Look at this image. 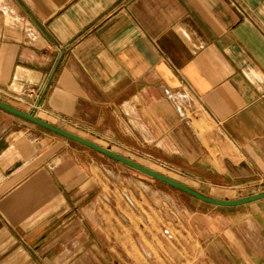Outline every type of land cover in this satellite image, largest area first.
<instances>
[{"label":"crops","instance_id":"0c3cea01","mask_svg":"<svg viewBox=\"0 0 264 264\" xmlns=\"http://www.w3.org/2000/svg\"><path fill=\"white\" fill-rule=\"evenodd\" d=\"M0 100L208 196L264 192V0H0ZM112 159L0 107V264H148L112 233ZM208 204L191 264H264V198Z\"/></svg>","mask_w":264,"mask_h":264},{"label":"rangeland","instance_id":"374dc122","mask_svg":"<svg viewBox=\"0 0 264 264\" xmlns=\"http://www.w3.org/2000/svg\"><path fill=\"white\" fill-rule=\"evenodd\" d=\"M197 124L202 135L206 129H214L210 121ZM101 160L104 162V158ZM143 163L168 176L176 177L170 165L147 161ZM108 164L112 166V233L132 236L129 239L132 241L131 251L137 256L139 263L143 258V262L155 264L156 258H153V254L157 257L158 251L177 250L184 258L182 261L191 264L188 260L189 252L201 251L203 244H195L185 235L193 231L192 235L196 237L197 225H204V214L214 211L215 207L164 182L156 179L149 182L147 180H153L150 176L116 163L113 159ZM254 189H264V182L245 191ZM128 220L132 225L128 224ZM173 236L178 244L172 239ZM123 245L125 246V243Z\"/></svg>","mask_w":264,"mask_h":264},{"label":"water","instance_id":"95a60500","mask_svg":"<svg viewBox=\"0 0 264 264\" xmlns=\"http://www.w3.org/2000/svg\"><path fill=\"white\" fill-rule=\"evenodd\" d=\"M0 107L6 109L7 111L13 113V114H16L22 118H25L31 122H34L40 126H43L53 132H56L68 139H71V140H74L76 142H79L87 147H90L104 155H107L135 170H138L139 172L145 174V175H148L152 178H155L159 181H162L164 183H167L175 188H178L180 189L181 191L183 192H186L204 202H208V203H211V204H215V205H220V206H238V205H242V204H245V203H249V202H252V201H255L257 199H260V198H264V192H261V193H258V194H254V195H251V196H247V197H244V198H240V199H233V200H229V199H220V198H216V197H212V196H208L206 194H203L202 192L196 190L195 188L173 178V177H170L164 173H161L157 170H154L152 168H149L143 164H140L118 152H115L109 148H106V147H103L91 140H88L86 138H83L81 136H78L72 132H69L67 130H64L54 124H51L39 117H37L36 115L32 114V113H28V112H25L23 110H20L6 102H3L0 100Z\"/></svg>","mask_w":264,"mask_h":264},{"label":"built area","instance_id":"2783aa9c","mask_svg":"<svg viewBox=\"0 0 264 264\" xmlns=\"http://www.w3.org/2000/svg\"><path fill=\"white\" fill-rule=\"evenodd\" d=\"M30 93H33V90H30ZM129 201L131 202V200L129 199Z\"/></svg>","mask_w":264,"mask_h":264}]
</instances>
